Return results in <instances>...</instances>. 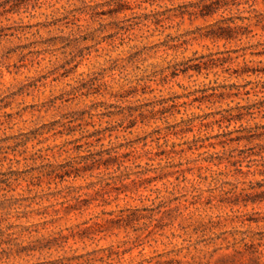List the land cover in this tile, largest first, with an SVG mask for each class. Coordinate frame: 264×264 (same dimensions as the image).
<instances>
[{
  "label": "rangeland",
  "instance_id": "rangeland-1",
  "mask_svg": "<svg viewBox=\"0 0 264 264\" xmlns=\"http://www.w3.org/2000/svg\"><path fill=\"white\" fill-rule=\"evenodd\" d=\"M0 264H264V0H0Z\"/></svg>",
  "mask_w": 264,
  "mask_h": 264
},
{
  "label": "trees",
  "instance_id": "trees-1",
  "mask_svg": "<svg viewBox=\"0 0 264 264\" xmlns=\"http://www.w3.org/2000/svg\"><path fill=\"white\" fill-rule=\"evenodd\" d=\"M119 12H121V11H118L117 13H119ZM133 127H134V126H133ZM95 135L98 136V137L101 136V134H99L98 132L95 133ZM101 140H102V139H101ZM99 141H100V140H99ZM127 158H128V156H123V157H122L123 160H120V161H119V166H120V168H125V169L127 168V167L125 166V164H126V159H127ZM118 159H120V158L117 157V160H118ZM105 166H106V168H108L107 165H105ZM128 222H131V223H132L133 220H132V219H128Z\"/></svg>",
  "mask_w": 264,
  "mask_h": 264
}]
</instances>
